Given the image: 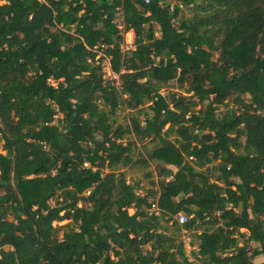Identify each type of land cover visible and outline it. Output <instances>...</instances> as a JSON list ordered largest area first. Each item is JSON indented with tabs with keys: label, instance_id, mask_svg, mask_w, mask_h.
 <instances>
[{
	"label": "trees",
	"instance_id": "obj_1",
	"mask_svg": "<svg viewBox=\"0 0 264 264\" xmlns=\"http://www.w3.org/2000/svg\"><path fill=\"white\" fill-rule=\"evenodd\" d=\"M1 1L0 264L264 258V0ZM121 104L142 119L116 125ZM144 140L158 181L140 195L120 169L147 166ZM180 213L178 231L207 226L190 257L162 226Z\"/></svg>",
	"mask_w": 264,
	"mask_h": 264
},
{
	"label": "rangeland",
	"instance_id": "obj_2",
	"mask_svg": "<svg viewBox=\"0 0 264 264\" xmlns=\"http://www.w3.org/2000/svg\"><path fill=\"white\" fill-rule=\"evenodd\" d=\"M168 1L170 2V4L174 3L173 0H168ZM2 3L3 1L0 2V4ZM191 16H192L191 10L189 8H183L179 17H181L182 19H187V18H190ZM132 38H133V35H131L130 33H128V35H125L124 45H127V43H130ZM102 69L105 74V80L112 81V79L108 76V72H107V70L109 69L107 60H104L102 62ZM52 84L55 85L56 83L52 82ZM183 91L184 90L180 88L176 84L175 81H172L163 87V89L161 90V93L162 95H167L168 93H172V92L183 93ZM148 105L149 104L144 105V110L148 111L147 109ZM228 105H229V108L233 107V103L231 99L228 100ZM219 111L223 113L226 111V108L222 107ZM132 115L133 116L137 115L140 117V119H142L143 117V113L138 114L132 110L127 109L124 105L121 104L117 112L115 114H110L109 118L111 121H114L116 125L125 126L129 124V120ZM126 138H127L126 140H134V138H132L131 136H127ZM154 145L155 143L151 142L150 140H144L142 142L136 141V147L134 148V151H133V158L137 160L143 157L146 160H148V152H150L153 149ZM213 165H215V163L210 165V168H212ZM120 172L124 173V177L127 182L139 184V189L137 192L140 195L141 194L146 195L148 191H156L157 189L156 184H157L158 178H157L156 162L148 160L147 166L138 164L132 167H126V168L120 169ZM213 173L215 174L216 171ZM206 174L207 175L211 174V171H206ZM209 179L210 181H213L212 177H210ZM55 202H56V199L50 201V205L54 206ZM84 205L85 203L84 204L81 203L79 206H84ZM129 213H132V211L130 210ZM180 214H183V213H180ZM177 217L178 215L173 217L172 221L163 222L162 226L165 230L166 235L170 237L171 239H173V242L175 244H180V243L183 244V249L185 251V254L190 257V251L194 250L197 247V239L195 235L199 234L207 226L200 225V228L197 231H192V232L191 231L187 232L184 230L178 231L174 224L175 222L178 223ZM66 223H68V221L65 220L60 223H53V225L61 226V225H65ZM241 232H244V230H241ZM239 245L240 246L244 245L243 238L240 239ZM248 245L251 247L257 246L256 244L252 242L248 243ZM263 260H264L263 257H258L253 261V264H260Z\"/></svg>",
	"mask_w": 264,
	"mask_h": 264
},
{
	"label": "built area",
	"instance_id": "obj_3",
	"mask_svg": "<svg viewBox=\"0 0 264 264\" xmlns=\"http://www.w3.org/2000/svg\"><path fill=\"white\" fill-rule=\"evenodd\" d=\"M146 4L149 3V0H143ZM114 24L118 27L119 30H122L123 28V14L122 11L120 9H117L115 14H114ZM128 33H130L131 35H133V38L131 39L130 43H127V45H123V50L124 51H130L134 49V34L132 31H129ZM124 34L125 35H128ZM131 45V46H129ZM109 68V67H108ZM108 72V76L112 79L113 82H115L116 85H118V76L115 73H112L110 71V69L107 70ZM154 209L157 210L156 206H154ZM177 221L179 225H184L187 222V217L183 214H179L177 217Z\"/></svg>",
	"mask_w": 264,
	"mask_h": 264
},
{
	"label": "water",
	"instance_id": "obj_4",
	"mask_svg": "<svg viewBox=\"0 0 264 264\" xmlns=\"http://www.w3.org/2000/svg\"><path fill=\"white\" fill-rule=\"evenodd\" d=\"M25 212H26V214L28 215V217H31V216H30V213H29L27 210H25Z\"/></svg>",
	"mask_w": 264,
	"mask_h": 264
}]
</instances>
